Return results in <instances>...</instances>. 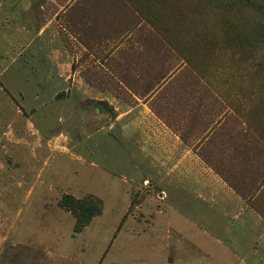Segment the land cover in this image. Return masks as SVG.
<instances>
[{
	"label": "rangeland",
	"instance_id": "374dc122",
	"mask_svg": "<svg viewBox=\"0 0 264 264\" xmlns=\"http://www.w3.org/2000/svg\"><path fill=\"white\" fill-rule=\"evenodd\" d=\"M0 264H264V0H0Z\"/></svg>",
	"mask_w": 264,
	"mask_h": 264
},
{
	"label": "trees",
	"instance_id": "16d2710c",
	"mask_svg": "<svg viewBox=\"0 0 264 264\" xmlns=\"http://www.w3.org/2000/svg\"><path fill=\"white\" fill-rule=\"evenodd\" d=\"M59 206L70 212L75 218L74 233L81 232L91 221L92 217L101 213V202L93 196L79 199L65 194L61 197Z\"/></svg>",
	"mask_w": 264,
	"mask_h": 264
}]
</instances>
